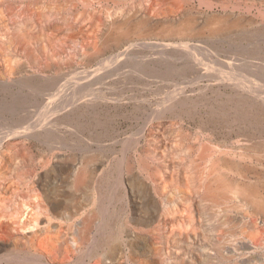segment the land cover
Listing matches in <instances>:
<instances>
[{
    "label": "rangeland",
    "instance_id": "374dc122",
    "mask_svg": "<svg viewBox=\"0 0 264 264\" xmlns=\"http://www.w3.org/2000/svg\"><path fill=\"white\" fill-rule=\"evenodd\" d=\"M169 1L135 0L137 18H150L145 31L107 48L102 37L114 10L38 13L0 0V213L36 209L34 194L60 204L68 194L86 208L107 205L110 236L102 240L122 245L123 264H264V214L236 191L250 183L264 194V159L256 162L250 147L264 146V120L254 116L264 113V2L172 0L185 6L179 14ZM186 13L197 17L190 36L175 32ZM224 158L255 173L221 175L215 169ZM81 167L91 180L76 191ZM62 229L60 243L54 234L39 242L30 229L8 242L0 230V264L13 245L27 262L11 264H101L88 255L90 243L72 242L74 228Z\"/></svg>",
    "mask_w": 264,
    "mask_h": 264
},
{
    "label": "bare ground",
    "instance_id": "6f19581e",
    "mask_svg": "<svg viewBox=\"0 0 264 264\" xmlns=\"http://www.w3.org/2000/svg\"><path fill=\"white\" fill-rule=\"evenodd\" d=\"M3 1V0H1ZM23 5L25 9H30L33 8L35 9L38 13L41 12H45L46 9H50L52 7L57 8L58 10H63L66 12H76L77 10H82V11H98V12H106L108 14L111 13L112 10H114L116 12V17H122V18H113L111 20H108L107 23V32L106 34L104 33L103 35V46L107 47L110 45H119L121 44L123 41H132L134 39L133 35L135 34H139L143 31H145L144 29L142 30V28L145 26L146 22H149L150 18H145L144 16L142 18H137V16L139 15V12L141 11L142 7L139 4H135L133 3L135 0H131V2L128 3V1L126 2V0H19ZM163 1H168V0H163ZM174 1V0H173ZM180 1V0H179ZM201 3H205V4H212L211 1L208 0H200ZM224 1V0H223ZM264 2V0H262ZM5 2V1H4ZM10 2V1H9ZM112 2L113 5H111L110 3ZM162 2V1H161ZM170 2V1H169ZM172 2V0H171ZM170 2V4H171ZM185 2V0H184ZM98 4L97 6L95 4ZM157 3V2H155ZM164 3V2H162ZM167 3V2H166ZM176 3V1H175ZM182 3V2H181ZM180 2L177 3L180 4L178 5V7H172V4L169 5V11L172 13L173 10L178 11L182 8H184L185 6L182 5ZM188 3V0H187ZM186 3V4H187ZM3 4V3H2ZM174 4V2H173ZM185 4V3H184ZM224 4V3H223ZM228 4V3H226ZM224 4V5H226ZM56 5V6H55ZM161 5V4H160ZM167 5V4H166ZM165 5V6H166ZM175 5V4H174ZM163 5V7H165ZM213 6V5H212ZM223 6V5H222ZM168 7V6H167ZM165 7V9L167 8ZM187 7V6H186ZM207 7L209 8V6L207 5ZM227 7V6H226ZM152 8V7H151ZM154 8V7H153ZM9 10V9H8ZM150 12L151 10L148 9ZM154 10V9H152ZM167 10V9H166ZM10 11V10H9ZM164 11V10H163ZM162 11V13H163ZM168 11V10H167ZM174 11V12H175ZM158 12V11H157ZM156 12V13H157ZM155 13V11H154ZM161 13V15H162ZM179 13V11H178ZM2 14V10H1V5H0V23L3 22V16H1ZM84 14V13H83ZM107 14V15H108ZM169 14V13H168ZM180 14V13H179ZM178 14V15H179ZM157 15L159 16V14L157 13ZM214 15V14H213ZM91 16V15H90ZM90 16L88 17V19L90 18ZM111 16V15H110ZM149 16V14H148ZM151 16V15H150ZM197 16V14H196ZM212 16V15H211ZM229 16V15H228ZM169 17V16H168ZM183 18H186L183 20V22L181 23L182 27L176 28L178 29L177 31L175 30V32H177V34H181L186 35V36H190L191 34H193V30L195 28V23L194 20L197 19L194 18V16L190 17L189 14H185V16ZM81 19V18H80ZM99 19V18H98ZM193 19V21H192ZM7 20V19H6ZM240 20V19H239ZM2 21V22H1ZM181 21V20H180ZM219 21V20H218ZM5 22V20H4ZM3 22V24H4ZM9 22V21H8ZM239 22V21H238ZM6 23V22H5ZM161 23V22H160ZM169 23V22H168ZM167 23V24H168ZM215 23V22H214ZM219 23V22H218ZM217 23V24H218ZM243 23V22H242ZM171 24V23H170ZM216 24V23H215ZM214 24V25H215ZM221 24V23H220ZM228 24V23H225ZM239 24V23H238ZM244 24V23H243ZM152 25V24H151ZM156 25V24H155ZM214 25H212V28L214 27ZM223 25V24H221ZM240 25V24H239ZM249 25V24H247ZM53 26V25H52ZM148 26V25H147ZM157 26V25H156ZM178 26V25H177ZM237 26V20L234 21L233 23H230V25L228 24L227 27L228 28H234ZM165 27V26H164ZM217 29V26H215ZM154 28V27H153ZM152 28V29H153ZM161 28V27H160ZM174 28V27H173ZM209 26V29H212ZM220 27H218L219 29ZM226 28V27H224ZM223 28V29H224ZM1 29H3V27H1ZM50 29V27H49ZM148 29V28H147ZM171 29V28H170ZM205 29V28H204ZM221 28L219 29V31H221ZM51 30V29H50ZM96 30V28H95ZM94 30V31H95ZM151 30V29H150ZM157 30V29H156ZM214 30V29H213ZM93 31V30H92ZM152 31V30H151ZM201 31V29H200ZM4 31H2L1 35L3 34ZM6 32V31H5ZM159 32V31H158ZM168 32V31H167ZM170 32V31H169ZM205 32V31H204ZM216 32V31H215ZM214 32V33H215ZM7 33V32H6ZM90 33V32H89ZM174 33V32H173ZM212 33V32H211ZM217 33V32H216ZM54 34V33H53ZM72 34V33H71ZM169 34V33H168ZM207 34V33H206ZM0 35V36H1ZM70 35V33H69ZM95 35V34H94ZM150 35V34H149ZM165 35V34H164ZM171 35V33H170ZM176 35V34H174ZM196 35V34H195ZM75 36V35H74ZM160 36V35H159ZM162 36V35H161ZM180 36V35H178ZM6 37V36H5ZM58 37V35L56 36ZM55 37V38H56ZM64 37V36H63ZM50 38V37H49ZM3 39V38H2ZM59 39V38H58ZM67 39V38H66ZM69 39V38H68ZM88 39V38H87ZM5 40V38H4ZM73 40V38H72ZM96 40V39H95ZM52 41V40H51ZM58 41V40H57ZM54 42V41H53ZM64 42V40H63ZM211 42V41H210ZM10 44H14V41H10ZM19 45H16L17 47L20 46V43H16ZM52 44V43H51ZM186 44V43H185ZM7 45V44H5ZM96 45V44H95ZM95 45H93L95 47ZM133 45V43L131 44ZM170 45V44H168ZM63 46V45H62ZM70 46V45H69ZM89 46V45H88ZM102 46V47H103ZM122 46V45H121ZM178 46V45H177ZM184 47V44L182 45ZM187 46V45H185ZM59 47V46H57ZM64 47V46H63ZM133 46H129L128 49H131ZM145 47V46H144ZM176 47V46H175ZM181 47V46H179ZM8 47H6L7 49ZM14 48V47H13ZM55 48V47H54ZM71 48V47H70ZM108 48V47H107ZM158 48V47H157ZM189 48V47H188ZM53 49V48H52ZM58 49V48H57ZM63 49V48H62ZM127 49V50H128ZM186 49V48H184ZM1 50V49H0ZM5 50V48H4ZM102 50V49H101ZM243 50V49H242ZM89 51V50H88ZM92 51V50H91ZM98 51V50H97ZM181 51V50H180ZM53 52V51H52ZM83 52V51H82ZM166 52V51H165ZM184 52V50H183ZM182 52V53H183ZM186 52L188 53V55H190V50H186ZM54 53V52H53ZM86 54V53H85ZM186 54V53H185ZM64 55H66L64 53ZM70 55V54H69ZM7 56V55H6ZM58 56V55H57ZM67 56V55H66ZM3 58V57H2ZM5 58V57H4ZM5 61V60H4ZM41 61V60H40ZM9 62V61H7ZM14 63V61H13ZM13 69V68H12ZM213 69V68H212ZM187 71V70H186ZM14 74V73H13ZM228 79V78H227ZM10 81V80H8ZM13 82V81H12ZM17 82V81H16ZM25 82V81H24ZM231 82V81H230ZM15 83V82H14ZM13 83V84H14ZM232 84V83H231ZM235 87H238L239 84L235 83ZM34 87V86H33ZM176 87V85H175ZM243 88V86H241ZM32 88V87H31ZM245 90V88H243ZM243 90V91H244ZM247 90V89H246ZM242 91V90H241ZM251 91V89H250ZM255 92V91H254ZM246 93V92H245ZM248 93V90H247ZM251 94V93H250ZM254 95V93H252ZM257 95V94H256ZM244 96V95H243ZM260 97H258V99H262L264 100V96H262L261 94L259 95ZM175 98V97H174ZM177 100V99H176ZM175 101V100H174ZM183 101V100H182ZM166 102V101H165ZM173 102V101H171ZM21 103V102H20ZM262 103V102H261ZM171 105L173 103H170ZM14 105V104H13ZM168 104H166L165 106H167ZM169 105V106H171ZM175 105V103L173 104ZM244 105V104H243ZM263 105V104H262ZM7 106V105H6ZM12 106V105H11ZM238 106V104H237ZM239 107V106H238ZM61 108V107H60ZM63 108V107H62ZM166 108V107H165ZM21 109V108H20ZM64 109V108H63ZM67 109V108H66ZM244 110V109H243ZM46 111V110H45ZM50 111V110H49ZM52 111V110H51ZM65 112V111H64ZM46 113V112H45ZM65 114V113H63ZM36 115V114H35ZM38 115V114H37ZM36 115V116H37ZM48 115V114H47ZM39 116V115H38ZM63 116V115H62ZM238 116V115H237ZM244 116V115H243ZM246 116V115H245ZM244 116V117H245ZM254 116H256L255 118L257 119H262L264 120V113H259V112H255ZM39 118V117H38ZM43 118V117H41ZM47 118V117H46ZM240 118V117H239ZM44 119V118H43ZM254 119V118H253ZM37 120V119H36ZM257 121V120H256ZM42 122V121H41ZM264 122V121H261ZM46 123V122H45ZM43 123V124H45ZM55 123V122H54ZM252 124V123H251ZM256 124V123H255ZM14 125V124H13ZM264 125V124H263ZM25 126V125H24ZM254 126V123H253ZM35 127V126H34ZM37 127V126H36ZM260 127V126H259ZM9 128V127H8ZM257 128V127H256ZM26 129V128H25ZM24 129V130H25ZM263 129V128H262ZM4 130V129H2ZM21 131V130H20ZM257 131V129H256ZM261 131V130H260ZM259 131V132H260ZM242 132V131H241ZM22 133V132H21ZM253 133V132H252ZM13 134V132H12ZM238 134V133H237ZM7 135V134H5ZM10 136V135H9ZM13 136V135H12ZM240 136V135H239ZM248 136V134H247ZM254 137V136H253ZM11 138V137H10ZM259 138V137H258ZM241 140V139H240ZM251 140V139H250ZM249 141V140H248ZM251 148H253L256 155L253 156L256 158V162H261L264 158L261 157V154L259 155L258 153L264 152V146L262 145V148L260 149L259 146H257L258 144H250ZM127 146V145H126ZM206 149V148H205ZM204 149V150H205ZM245 150V149H244ZM1 151V150H0ZM227 151V150H225ZM224 151V152H225ZM2 152V151H1ZM248 152V151H247ZM253 152V154H254ZM5 153V152H3ZM209 153V152H208ZM223 153V152H222ZM211 154V153H210ZM251 154V153H249ZM251 154V155H253ZM5 155V154H4ZM8 155V154H7ZM204 156V155H203ZM208 156V155H205ZM3 157V156H2ZM5 157V156H4ZM9 157V156H6ZM11 157V156H10ZM252 157V156H251ZM218 158V157H217ZM249 158V157H248ZM25 159V158H24ZM23 159V160H24ZM244 159V158H242ZM5 160V159H4ZM7 160V159H6ZM15 160V159H14ZM13 160V158H8L6 166L9 167L13 164H15V161ZM21 160V161H23ZM125 160V159H124ZM214 160V159H213ZM220 160V164H217V170L218 172H220L221 175H224V172L226 173H234L235 175H237L238 177H248V174L250 172L255 173L254 170H251V168L249 167V165L245 164V163H241L238 161H232L229 160L227 158L224 159H219ZM248 160V159H247ZM252 160V159H251ZM1 161V160H0ZM19 160V162H21ZM47 161V160H46ZM45 161V162H46ZM3 164V161H1ZM24 162V161H23ZM44 162V161H43ZM123 162V161H122ZM121 162V163H122ZM218 163V162H216ZM21 164V163H20ZM44 164V163H43ZM1 165V164H0ZM41 165V164H39ZM251 165V164H250ZM33 167V165H32ZM226 169V170H225ZM31 170V169H30ZM212 170V168H211ZM256 171V170H255ZM203 172V171H202ZM257 172V171H256ZM259 173V172H258ZM91 175L92 172L89 171V169H86L85 167H81L79 168L74 176V180L72 183L73 186V190L76 191H82V189H84L85 187H87L89 185V180H91ZM234 176V175H233ZM24 177V176H23ZM214 177V176H213ZM226 177V176H225ZM257 177V176H256ZM116 178V176H115ZM124 178V177H123ZM222 178V177H221ZM224 179V178H223ZM231 179V178H230ZM228 180V178H227ZM235 181L237 182L238 180L235 178L231 179V181ZM71 181V180H70ZM209 181V180H208ZM10 182V181H9ZM228 182V181H227ZM259 182V181H258ZM244 183V181L242 182ZM262 183V182H261ZM7 184V183H6ZM118 184V183H117ZM236 184V183H235ZM256 184V183H255ZM253 186V185H252ZM249 184H244L243 188L236 190L237 191V195H239L240 198H242L243 200H245L248 204H250L257 212H261L264 214V194L262 192H260L261 190H259L258 188L252 187ZM18 187V186H17ZM112 187V186H111ZM234 187V186H233ZM237 187V186H236ZM239 187V186H238ZM20 188V187H19ZM119 188V187H118ZM6 189V187H5ZM10 189V188H9ZM28 189V188H27ZM111 189V188H110ZM261 189V188H260ZM11 191V190H10ZM233 192V191H232ZM4 193V192H3ZM98 193V192H97ZM217 193V192H216ZM220 193V192H219ZM9 195V194H8ZM7 195V196H8ZM14 195V194H13ZM102 195H98V198H100ZM227 196V195H226ZM34 199L37 201L36 203V209L35 208H31L29 211L30 206L27 204H24V208L26 209V211H22L21 209H15L12 212L11 211H1L0 213V230H3L5 233H7L8 237V242L13 241V239L15 240V232L20 233V232H24L27 231L28 229L32 230L33 234L35 236H39L41 237V239H39V242H42L44 239H42V236H45V239H52L51 235H56V241L58 243L61 242V239L67 235H65L64 231H63V226L65 224H67L72 232L75 231V234H77V236H72V242H74L75 244H78V247L82 244V243H90L92 245V249H90V251H88V255L94 257V259H96L99 263L101 264H123V262H121V251H122V245H108L106 246V242H104L102 240V238H105L106 235H108V230L110 225L108 224V216H107V211L108 208L106 207L107 205L103 202H101L100 207L98 209H94V208H86L85 205H79L76 202V198H74L73 195H65L64 197V202L62 204H60L57 201H53L48 199L47 195H44L43 197L40 194H34ZM97 195L95 194V199H96ZM223 197V196H222ZM228 197V196H227ZM230 198V197H229ZM90 205V204H89ZM229 205V204H228ZM109 207V204H108ZM227 207V206H226ZM3 208V206H2ZM28 209V210H27ZM10 210V209H9ZM81 210H83L82 212H80ZM254 210V211H255ZM79 215V217H77V220H75L76 215ZM32 218V222L31 224H28L30 219ZM221 219L225 220L226 219V215H221ZM234 222V221H233ZM111 224V223H110ZM235 224V223H234ZM249 225V223H248ZM251 227V224L249 225ZM28 233V232H27ZM2 234V233H1ZM22 234V233H21ZM25 234V233H24ZM32 234V235H33ZM113 234V233H112ZM110 235H108L109 237ZM25 238V237H23ZM22 238V239H23ZM30 238V237H29ZM36 238V237H34ZM44 238V237H43ZM117 239L116 235H112L110 237V239ZM68 239V238H66ZM109 239V240H110ZM6 240V239H5ZM207 240V239H206ZM1 241V240H0ZM38 242V243H39ZM46 242V240H45ZM49 242V241H48ZM17 243V242H16ZM18 244V243H17ZM51 246L54 247V249H59V247H56V243H50ZM13 245V244H11ZM39 245V244H37ZM43 245V243H42ZM59 245V244H58ZM89 245V244H88ZM261 245V244H260ZM12 249L9 250V254L6 257L7 263L6 264H11V262L13 261H26V258H21L24 257L22 254L19 253V251L21 250V248L19 246H15ZM48 246V245H47ZM45 246V247H47ZM65 246V245H64ZM100 248H95L97 247ZM4 246L0 245V251H2V248ZM56 247V248H55ZM82 247V245H81ZM258 247V246H257ZM40 248H42L41 243H40ZM70 248V247H69ZM241 248V247H240ZM255 248V247H254ZM6 249V248H4ZM73 249V248H72ZM253 249V248H252ZM45 250V249H44ZM51 250V249H50ZM63 250H66L65 248ZM63 250H60V252L63 254ZM92 250V251H91ZM6 251V250H5ZM58 251V250H57ZM70 251V250H69ZM52 252V251H51ZM49 251V253H51ZM85 252V251H84ZM86 253V252H85ZM56 254V253H55ZM54 254V255H55ZM61 254V255H62ZM80 255V253H78ZM53 255V254H52ZM53 255V256H54ZM57 255V254H56ZM73 255V254H72ZM84 255V254H83ZM87 255V256H88ZM66 256V255H65ZM77 256V255H76ZM82 256V255H81ZM85 256V255H84ZM52 257V256H51ZM63 257V256H62ZM71 257V256H70ZM4 258V257H3ZM30 258V257H29ZM32 258V257H31ZM38 258V257H37ZM41 258V257H40ZM61 258V257H60ZM88 258V257H86ZM59 259V258H58ZM30 260V259H29ZM28 260V261H29ZM61 260V259H60ZM79 260V258H78ZM77 260V261H78ZM91 260V259H90ZM37 262V264H57V262L55 263V261H42L40 259H36L35 260ZM82 261V262H81ZM88 261V260H87ZM134 262V258H132V260ZM145 261V260H144ZM4 262V261H3ZM34 262V261H33ZM35 262V263H36ZM76 262V260H75ZM85 259L80 260L79 262H77V264H85ZM19 263V262H18ZM66 263V262H65ZM64 263V264H65ZM91 264V263H90Z\"/></svg>",
    "mask_w": 264,
    "mask_h": 264
}]
</instances>
